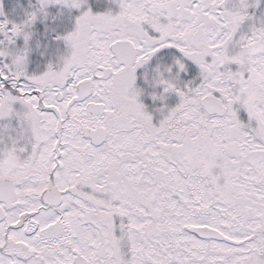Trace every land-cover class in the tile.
<instances>
[{
  "label": "snow or ice",
  "instance_id": "1",
  "mask_svg": "<svg viewBox=\"0 0 264 264\" xmlns=\"http://www.w3.org/2000/svg\"><path fill=\"white\" fill-rule=\"evenodd\" d=\"M0 264H264V0H0Z\"/></svg>",
  "mask_w": 264,
  "mask_h": 264
},
{
  "label": "rangeland",
  "instance_id": "2",
  "mask_svg": "<svg viewBox=\"0 0 264 264\" xmlns=\"http://www.w3.org/2000/svg\"><path fill=\"white\" fill-rule=\"evenodd\" d=\"M4 4H5V10L7 11L10 6V0H4Z\"/></svg>",
  "mask_w": 264,
  "mask_h": 264
}]
</instances>
